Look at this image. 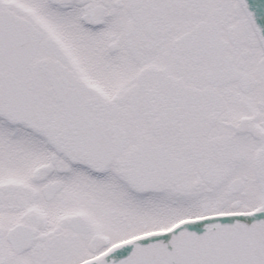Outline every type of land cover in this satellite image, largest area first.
I'll use <instances>...</instances> for the list:
<instances>
[{
	"label": "snow or ice",
	"instance_id": "6c2138e0",
	"mask_svg": "<svg viewBox=\"0 0 264 264\" xmlns=\"http://www.w3.org/2000/svg\"><path fill=\"white\" fill-rule=\"evenodd\" d=\"M0 264H264V0H0Z\"/></svg>",
	"mask_w": 264,
	"mask_h": 264
}]
</instances>
